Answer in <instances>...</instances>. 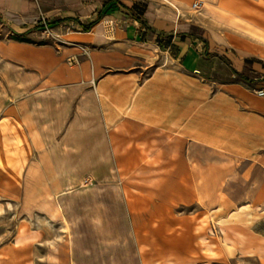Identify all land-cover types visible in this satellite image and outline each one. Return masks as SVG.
<instances>
[{
    "label": "rangeland",
    "instance_id": "obj_1",
    "mask_svg": "<svg viewBox=\"0 0 264 264\" xmlns=\"http://www.w3.org/2000/svg\"><path fill=\"white\" fill-rule=\"evenodd\" d=\"M53 19L39 8L44 41L59 37ZM6 24L0 18V264H264V208L243 206L245 162L233 145L168 144L157 133L149 147L125 139L117 152L114 138L74 144L65 128L48 127L49 141L36 142L37 80L1 54L4 42L23 39ZM67 27L78 30L74 21ZM209 55L219 58L210 65L218 74L203 80L204 118L212 80L238 79ZM245 62L243 73L256 79L243 83L264 89V73ZM199 86L189 81V91Z\"/></svg>",
    "mask_w": 264,
    "mask_h": 264
},
{
    "label": "crops",
    "instance_id": "obj_2",
    "mask_svg": "<svg viewBox=\"0 0 264 264\" xmlns=\"http://www.w3.org/2000/svg\"><path fill=\"white\" fill-rule=\"evenodd\" d=\"M39 8L54 17V42L34 25ZM0 18L23 38L4 42L1 54L37 80L36 142L49 141L48 127L65 128L74 144L114 138L117 152L128 139L149 147L157 133L168 144L233 145L245 162L243 206L264 208V96L249 85L256 78L240 81L235 72L251 60L264 73V0H0ZM107 20L116 22L112 32ZM89 44L96 49L87 53ZM209 53L238 79L212 80L204 126L203 80L218 74L210 65L219 58ZM189 81L199 88L189 91Z\"/></svg>",
    "mask_w": 264,
    "mask_h": 264
},
{
    "label": "trees",
    "instance_id": "obj_3",
    "mask_svg": "<svg viewBox=\"0 0 264 264\" xmlns=\"http://www.w3.org/2000/svg\"><path fill=\"white\" fill-rule=\"evenodd\" d=\"M92 26H93V23H90L89 25L83 27V30L89 31ZM235 72L239 76V80L240 81H247V80H249V78L243 72H239V71H236V70H235Z\"/></svg>",
    "mask_w": 264,
    "mask_h": 264
},
{
    "label": "built area",
    "instance_id": "obj_4",
    "mask_svg": "<svg viewBox=\"0 0 264 264\" xmlns=\"http://www.w3.org/2000/svg\"><path fill=\"white\" fill-rule=\"evenodd\" d=\"M200 2H198V1H194L193 3H192V8L193 9H198L199 8V6H200ZM45 27L46 28H49V26H48V23H45ZM257 93L260 95V96H264V89H258L257 90Z\"/></svg>",
    "mask_w": 264,
    "mask_h": 264
}]
</instances>
